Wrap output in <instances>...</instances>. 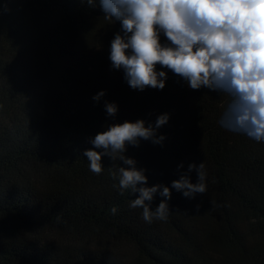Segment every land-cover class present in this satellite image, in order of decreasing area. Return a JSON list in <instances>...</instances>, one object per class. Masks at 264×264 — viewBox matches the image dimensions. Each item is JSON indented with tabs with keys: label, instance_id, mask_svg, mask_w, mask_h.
Here are the masks:
<instances>
[{
	"label": "trees",
	"instance_id": "obj_1",
	"mask_svg": "<svg viewBox=\"0 0 264 264\" xmlns=\"http://www.w3.org/2000/svg\"><path fill=\"white\" fill-rule=\"evenodd\" d=\"M119 31L99 0H0V264H264V142L220 126L225 94L170 71L163 89L130 88L108 58ZM161 113L163 142L124 154L148 186L203 161L206 192L171 190L167 219L148 223L114 178L122 161L102 156L95 174L83 151L109 124Z\"/></svg>",
	"mask_w": 264,
	"mask_h": 264
},
{
	"label": "clouds",
	"instance_id": "obj_2",
	"mask_svg": "<svg viewBox=\"0 0 264 264\" xmlns=\"http://www.w3.org/2000/svg\"><path fill=\"white\" fill-rule=\"evenodd\" d=\"M95 2L87 0L92 6ZM99 5L106 18L120 23L108 58L111 68L122 70L130 88L163 89L170 71L193 90L203 86L225 94L220 126L264 142V0H99ZM103 95L100 90L92 99L99 101ZM104 108L108 116L118 110L115 102L106 101ZM168 119V113H161L154 122L138 118L109 124L83 151L95 174L102 171V156L122 161L114 178L120 190L138 193L129 207L141 209L148 223L167 219L171 190L189 199L206 192L203 161L189 163L170 186H148L145 169L124 154L127 145L139 146L141 140L162 143L164 134L157 131ZM193 170L195 182L189 175ZM155 194L163 199L152 208Z\"/></svg>",
	"mask_w": 264,
	"mask_h": 264
}]
</instances>
